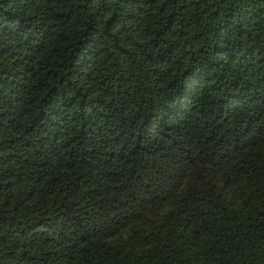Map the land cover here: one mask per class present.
Masks as SVG:
<instances>
[{
    "label": "trees",
    "instance_id": "obj_1",
    "mask_svg": "<svg viewBox=\"0 0 264 264\" xmlns=\"http://www.w3.org/2000/svg\"><path fill=\"white\" fill-rule=\"evenodd\" d=\"M0 264H264V0H0Z\"/></svg>",
    "mask_w": 264,
    "mask_h": 264
}]
</instances>
